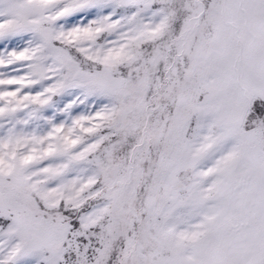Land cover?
I'll list each match as a JSON object with an SVG mask.
<instances>
[{
  "label": "snow or ice",
  "instance_id": "1",
  "mask_svg": "<svg viewBox=\"0 0 264 264\" xmlns=\"http://www.w3.org/2000/svg\"><path fill=\"white\" fill-rule=\"evenodd\" d=\"M0 264H264V0H0Z\"/></svg>",
  "mask_w": 264,
  "mask_h": 264
}]
</instances>
